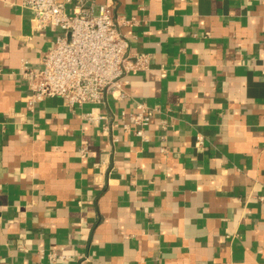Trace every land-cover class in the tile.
Returning <instances> with one entry per match:
<instances>
[{"label":"crops","instance_id":"crops-1","mask_svg":"<svg viewBox=\"0 0 264 264\" xmlns=\"http://www.w3.org/2000/svg\"><path fill=\"white\" fill-rule=\"evenodd\" d=\"M108 2L151 67L30 109L22 61L60 31L0 0V264H264V0ZM140 103L144 139L120 126Z\"/></svg>","mask_w":264,"mask_h":264},{"label":"built area","instance_id":"built-area-1","mask_svg":"<svg viewBox=\"0 0 264 264\" xmlns=\"http://www.w3.org/2000/svg\"><path fill=\"white\" fill-rule=\"evenodd\" d=\"M67 1L75 6L70 14L60 0H22L23 6L34 13L35 30L54 27L60 31L45 53L42 69L36 71L29 61H22L20 71L28 79L31 92L27 97L30 109L50 97L63 98L71 109L85 104L98 106L110 91H120L125 96L129 75L152 65L148 54L129 55V42L118 29L111 3ZM86 117L92 123L102 118L94 112ZM122 117L120 126L144 139L153 111L140 103L136 112L128 117L122 113ZM202 140V136L197 137L198 144ZM56 258V254L51 255L52 260ZM59 258L65 261L72 257Z\"/></svg>","mask_w":264,"mask_h":264}]
</instances>
